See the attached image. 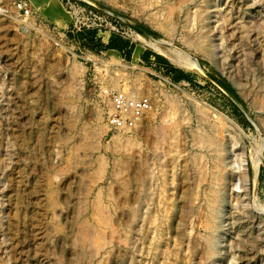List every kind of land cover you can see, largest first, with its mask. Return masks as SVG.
Listing matches in <instances>:
<instances>
[{
    "label": "rangeland",
    "instance_id": "rangeland-1",
    "mask_svg": "<svg viewBox=\"0 0 264 264\" xmlns=\"http://www.w3.org/2000/svg\"><path fill=\"white\" fill-rule=\"evenodd\" d=\"M117 92L150 102L129 128ZM159 230L173 264H264V0H0V264H157Z\"/></svg>",
    "mask_w": 264,
    "mask_h": 264
},
{
    "label": "bare ground",
    "instance_id": "bare-ground-1",
    "mask_svg": "<svg viewBox=\"0 0 264 264\" xmlns=\"http://www.w3.org/2000/svg\"><path fill=\"white\" fill-rule=\"evenodd\" d=\"M202 36L205 39V43H208V40L206 38V36L204 34H202ZM136 37L141 40L143 43H145L146 45L155 48L157 51L163 53L164 55H166L167 57H169L172 60H175L176 58H174L175 56L172 55V53L170 51H165L163 49H161L157 43L153 42V41H149V40H145L142 36L140 35H136ZM174 58V59H173ZM186 58V57H185ZM183 65L185 68L187 69H195L197 70L198 66L195 62L191 61L190 59H185V61L181 64ZM112 98H111V104L113 105L112 102ZM166 104V103H165ZM114 107V106H113ZM168 107V106H167ZM112 109V107H111ZM182 114V113H181ZM129 128V127H127ZM122 129V128H121ZM124 129V128H123ZM120 130V129H119ZM128 130V129H127ZM177 130V129H176ZM125 131V130H124ZM161 132V131H160ZM163 133V132H162ZM119 135L122 133H118ZM160 134V133H159ZM172 134V133H171ZM124 135V134H123ZM122 137L117 136L119 138H116V147L120 148V147H125L128 144L132 143V140L129 137ZM173 134L169 137L164 136L163 138H165V140L167 141V145L168 148L170 149L171 144H173ZM218 136V135H217ZM216 136V137H217ZM116 137V136H115ZM114 137V138H115ZM198 137H201L200 139H202L203 145L205 146L206 152H207V156L208 158L212 161L213 167L211 168V170L209 169L208 171L204 172V180H207V191L204 192L203 197H202V202L205 206L206 209V213H207V224L206 222H204L207 227L206 230V234L204 235V243H205V251L207 253H211L213 250V238L215 236L216 233V229H217V225L215 222V212L217 207L219 206V204L222 202V197H223V182H222V178L225 175L224 173H221L222 170H220L222 167L224 166L225 160L224 157L222 156L221 152L223 151V147H222V143L221 141H218L217 139L211 137L210 135L204 134V136L202 135H198ZM162 138V136L160 137ZM162 138V139H163ZM197 138V136H196ZM199 139V138H198ZM160 140V139H159ZM134 141V140H133ZM159 145V144H158ZM202 145V144H201ZM177 148V147H176ZM225 149V148H224ZM120 150V149H119ZM171 150V149H170ZM168 151V150H167ZM177 152V151H176ZM171 154V153H170ZM175 154V153H174ZM163 156V155H162ZM173 157V156H172ZM175 157V156H174ZM164 158V157H163ZM194 160V159H193ZM201 161V160H200ZM170 162V161H169ZM196 163V162H195ZM207 163V162H206ZM257 164V162H255ZM122 164V163H121ZM193 164V163H192ZM196 165V164H195ZM255 165V164H254ZM257 166V165H256ZM209 167V166H208ZM196 168V167H195ZM204 169V168H203ZM199 170V169H198ZM173 171V170H172ZM200 171V170H199ZM202 172V169L200 171V173ZM174 173V172H173ZM147 174H151V173H147ZM199 174V173H198ZM151 176V175H150ZM171 176V175H170ZM149 177V176H148ZM147 177V178H148ZM168 177V176H166ZM203 176H200L201 180H202ZM174 178V177H173ZM199 178V179H200ZM149 179H151V177H149ZM148 179V180H149ZM166 179V178H165ZM168 179V178H167ZM172 180V179H171ZM171 180H168L171 182ZM151 181V180H150ZM148 181V182H150ZM197 181V180H196ZM146 181V183L144 182L143 185V190H142V199L146 202L147 198H149V184ZM201 182V181H200ZM165 185V184H164ZM206 187V186H205ZM203 192V191H201ZM149 200V199H148ZM201 202V203H202ZM200 203V204H201ZM146 204V203H144ZM165 205V204H164ZM164 210V209H163ZM140 215V210L138 208H131L130 210V216H131V220L132 222H136L138 220V217ZM163 228V227H162ZM165 232V231H164ZM163 232H161V230L158 231L157 233V241L154 247V255L156 257V261L157 264H173L174 259L178 253L179 248L177 247L176 244H174L173 246H170L168 248H162L163 245V241H164V236L162 234ZM132 239V238H131ZM89 242V240H88ZM87 245V244H86ZM83 246V245H82ZM84 249V254L83 258V264H90L91 262H89L88 260V256L86 254V247H83ZM83 252V251H82ZM96 252V251H94ZM89 255V253H88ZM82 258V257H81ZM93 258V257H92ZM97 261V260H95ZM99 264V263H98Z\"/></svg>",
    "mask_w": 264,
    "mask_h": 264
},
{
    "label": "built area",
    "instance_id": "built-area-1",
    "mask_svg": "<svg viewBox=\"0 0 264 264\" xmlns=\"http://www.w3.org/2000/svg\"><path fill=\"white\" fill-rule=\"evenodd\" d=\"M112 100L114 113L110 115L109 120L119 128L133 126L150 109L148 99L134 98L122 92L113 94Z\"/></svg>",
    "mask_w": 264,
    "mask_h": 264
}]
</instances>
